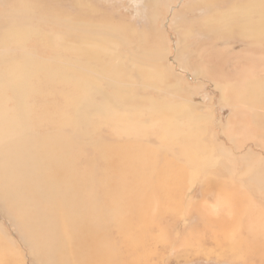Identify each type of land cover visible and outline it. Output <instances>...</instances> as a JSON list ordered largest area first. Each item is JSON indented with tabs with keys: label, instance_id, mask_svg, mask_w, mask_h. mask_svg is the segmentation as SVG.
Wrapping results in <instances>:
<instances>
[{
	"label": "bare ground",
	"instance_id": "6f19581e",
	"mask_svg": "<svg viewBox=\"0 0 264 264\" xmlns=\"http://www.w3.org/2000/svg\"><path fill=\"white\" fill-rule=\"evenodd\" d=\"M130 4L0 0V264H264V0Z\"/></svg>",
	"mask_w": 264,
	"mask_h": 264
},
{
	"label": "rangeland",
	"instance_id": "374dc122",
	"mask_svg": "<svg viewBox=\"0 0 264 264\" xmlns=\"http://www.w3.org/2000/svg\"><path fill=\"white\" fill-rule=\"evenodd\" d=\"M92 1L96 2L97 5L101 8L104 7V9L108 10L109 12H112L114 10V4L116 2L118 6L126 9L125 11L128 16H126V18L128 20H130L129 18L131 17L134 18L137 22H139L138 17L135 18L133 15L130 16L131 13L133 14L130 4L131 0H107L105 2H102V0ZM137 1L139 2L140 0ZM121 10L123 9L121 8ZM162 12H164V10ZM169 40L171 41L170 37ZM207 85L208 89L210 90L209 82H207ZM143 179L145 178L138 175V177H131L129 181L138 183V186H140ZM177 203L178 205L176 206V208L179 209L178 216L175 215V213L177 212L176 211L173 214L174 218H170L165 223L160 224V228H156L161 231V236L156 231H153V233L156 236H159L160 239L155 240L151 246L148 233L141 238L142 242L145 244V247L147 248L149 244L151 248L150 253H148L149 256L146 258V264H215L214 260L216 259H214L213 256L209 258V256L205 254L206 250L208 251L209 245H206L205 250H203V248L200 246V242L195 245V241L190 238V230L193 227L194 222L190 219H186V206L184 199L181 202L177 200ZM0 221L9 232L13 233L10 225L7 223V221H5V219L1 215ZM183 236H186L184 238H188V241L183 246L179 244L178 247H176L178 244L177 242H179L180 239L182 240ZM12 255L14 257V263L11 262L9 259L6 264H34L31 261L27 250L20 242L16 243V248H12L11 256ZM206 258H209V263L206 262ZM220 264L229 263L228 261H226Z\"/></svg>",
	"mask_w": 264,
	"mask_h": 264
}]
</instances>
